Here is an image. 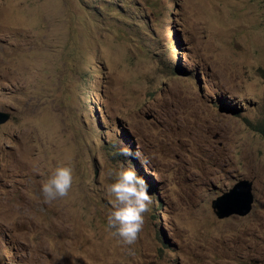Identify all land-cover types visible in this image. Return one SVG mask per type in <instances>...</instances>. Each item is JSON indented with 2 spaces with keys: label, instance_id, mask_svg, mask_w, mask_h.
I'll use <instances>...</instances> for the list:
<instances>
[{
  "label": "rangeland",
  "instance_id": "374dc122",
  "mask_svg": "<svg viewBox=\"0 0 264 264\" xmlns=\"http://www.w3.org/2000/svg\"><path fill=\"white\" fill-rule=\"evenodd\" d=\"M0 110V264H264V0H0ZM128 161L152 204L123 246L104 185ZM238 178L253 209L219 216Z\"/></svg>",
  "mask_w": 264,
  "mask_h": 264
},
{
  "label": "clouds",
  "instance_id": "9594fccd",
  "mask_svg": "<svg viewBox=\"0 0 264 264\" xmlns=\"http://www.w3.org/2000/svg\"><path fill=\"white\" fill-rule=\"evenodd\" d=\"M118 152L124 157L137 156V154L126 145H121ZM137 158L139 157L137 156ZM141 163H144V161H141ZM106 176L109 182L104 185V191L110 197L108 201L110 211L106 216V229L109 231L110 236L117 239L118 243L123 246H130L136 241L144 223L145 213L150 210L152 204L149 185L143 176L137 174L130 161L127 162V166L122 163L118 168H109L106 171ZM241 179L246 178L236 179L219 195L227 191ZM246 180L252 183V207L245 215L231 214L229 216L244 217L253 209L255 202L253 182L249 179ZM73 183L74 166L72 157L65 156L59 159L55 166L47 171L44 179L39 185V194L43 202L48 203L58 198L66 197Z\"/></svg>",
  "mask_w": 264,
  "mask_h": 264
},
{
  "label": "water",
  "instance_id": "95a60500",
  "mask_svg": "<svg viewBox=\"0 0 264 264\" xmlns=\"http://www.w3.org/2000/svg\"><path fill=\"white\" fill-rule=\"evenodd\" d=\"M10 113L0 110V124L9 119ZM251 181L241 179L231 188L212 200L211 206L219 216L247 214L253 202Z\"/></svg>",
  "mask_w": 264,
  "mask_h": 264
},
{
  "label": "trees",
  "instance_id": "16d2710c",
  "mask_svg": "<svg viewBox=\"0 0 264 264\" xmlns=\"http://www.w3.org/2000/svg\"><path fill=\"white\" fill-rule=\"evenodd\" d=\"M230 108H231V107H230ZM231 109H232V108H231ZM249 125H251L252 127H254V129H257V128H258V126H255L254 124L249 123ZM261 127L264 128V124H262ZM156 199H157V198H156Z\"/></svg>",
  "mask_w": 264,
  "mask_h": 264
}]
</instances>
